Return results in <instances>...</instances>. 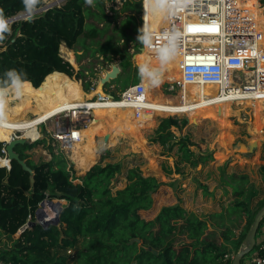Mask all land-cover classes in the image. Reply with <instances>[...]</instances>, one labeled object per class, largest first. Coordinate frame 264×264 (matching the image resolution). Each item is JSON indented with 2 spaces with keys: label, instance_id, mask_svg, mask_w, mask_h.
Wrapping results in <instances>:
<instances>
[{
  "label": "trees",
  "instance_id": "1",
  "mask_svg": "<svg viewBox=\"0 0 264 264\" xmlns=\"http://www.w3.org/2000/svg\"><path fill=\"white\" fill-rule=\"evenodd\" d=\"M116 1L94 0V6H89L85 0H64L31 20L13 22L11 35L0 43V86L10 69L24 73L25 83L21 95L7 96L5 106L17 101L10 108H23L25 95L50 89L48 80L53 75L80 79L84 91L89 93L97 86L100 71L96 64H109L116 59L120 61L121 73L104 86L113 99L118 100L122 91L143 80L133 64V57L141 54L143 47L134 36L142 35L137 24L142 23V2L120 0L122 6L116 9ZM108 3L114 4L109 7L111 15L107 12ZM261 3L264 5V0ZM43 6L41 0L39 9ZM0 8L12 19L23 12L24 5L22 0H0ZM62 46L75 53L78 71L62 56ZM86 60L87 66L82 64ZM78 87L85 95L79 83ZM204 114L219 122L222 129L228 128L223 112L209 109ZM151 120L142 117L137 129L127 131V138L136 140L134 148L142 149L149 163L156 160L145 150L141 128ZM164 121L180 129L188 124L185 119L173 117ZM4 136L0 134L2 158ZM53 143L44 132L37 142L15 147L33 176L16 161L11 162L10 169L0 167V264H232L257 212L264 207V165L257 168L261 178V183H257L246 171L230 167L232 161L228 159L217 168L215 178L222 190L219 210L200 216L176 203L161 207L154 218L145 219L142 213L155 209L154 195L160 187L156 177L145 176L140 166L114 161L111 150L79 175L75 165ZM205 144L203 139L196 141L191 133L174 135L166 153L174 155L175 164L172 167L166 160L161 162L163 172L167 176L181 175L190 168L207 165L213 155L208 144L203 149ZM224 144L228 149L229 145ZM37 147H42L51 159L36 162L31 152ZM154 172L161 175L160 169L150 168L152 175ZM121 176L125 186L117 189ZM196 180L205 195H215ZM157 199L163 202L164 196L158 193ZM46 200L65 202L59 223L26 228L35 221L40 204ZM263 233L264 217L256 235V241L262 240L252 251L254 255L264 256ZM252 253L240 264H245Z\"/></svg>",
  "mask_w": 264,
  "mask_h": 264
},
{
  "label": "built area",
  "instance_id": "2",
  "mask_svg": "<svg viewBox=\"0 0 264 264\" xmlns=\"http://www.w3.org/2000/svg\"><path fill=\"white\" fill-rule=\"evenodd\" d=\"M248 1L163 0L167 24L158 31H151L145 17L147 1L141 0V32L142 35L147 32L152 38L151 47L144 45L145 49L157 52L168 43L170 36L176 37L174 55L179 57L180 78L164 82L161 85L163 95L165 90L167 96L176 92L182 98L181 92L187 86H214L218 88L213 97L215 101H231L233 104L264 101V31L258 29L246 6ZM257 1L264 17V5L261 0ZM145 93L146 87L141 79L138 84L122 91L118 100L107 93L104 97L97 94L94 99L85 98L84 103H75L46 119L41 118L37 122L35 139L26 136L28 128H16L10 141L4 143V158L7 159V143L20 138L35 143L44 137L45 132L54 140L53 146L76 165L72 158L74 147L82 131L94 122L95 110L108 108L112 103L142 108ZM5 167L10 169L9 165ZM245 264H264V256L251 255Z\"/></svg>",
  "mask_w": 264,
  "mask_h": 264
},
{
  "label": "rangeland",
  "instance_id": "3",
  "mask_svg": "<svg viewBox=\"0 0 264 264\" xmlns=\"http://www.w3.org/2000/svg\"><path fill=\"white\" fill-rule=\"evenodd\" d=\"M59 6L61 5V2L59 0H43L44 6L41 7L36 13H40L41 11H45L47 7L50 5ZM59 2V3H58ZM118 3V6H113L114 4L108 3V13L111 15L112 13L109 12V7L113 6L114 8L118 9L120 6H122V2L120 0L116 1ZM19 20L25 19L24 12L17 15ZM11 23V22H10ZM140 30H142V23L139 25V21L137 22ZM139 34L135 33L134 36L137 38ZM144 46V44H143ZM63 51H61L62 56L67 59L65 51L66 48L62 46ZM75 58V53L72 52ZM142 53V52H141ZM65 54V55H64ZM68 60V59H67ZM76 61V58H75ZM93 63L95 60H91ZM119 59L114 60L113 62L107 64H96V70L100 71L97 75V86L95 89H92L89 93H86L83 88V82L80 79L77 78H71V80L77 82V89L78 83L80 84L83 92L85 95L80 93L79 96H74V98L71 100H68V102L72 101H79V100H85L88 98L94 99L96 97V90L97 87L101 81V79L105 76L107 72H111L114 67H119ZM72 64V63H71ZM83 65L87 66L89 64V61L86 60L82 63ZM133 64L139 68V65L137 63V60L133 59ZM73 65V64H72ZM73 67L75 68V71H78L80 68V65L76 62V65ZM56 79L55 76L48 80L50 82V88L53 86L52 79ZM144 78L142 82H144ZM161 80V79H160ZM166 82V81H165ZM114 85L112 86V89H114ZM106 90L109 92L110 88L109 86L106 87ZM153 90V88H151ZM164 90V89H163ZM178 92V91H177ZM37 96L40 95L41 91L33 92ZM11 92L8 94L10 97ZM164 94L168 95L167 91L164 90ZM27 95V97H26ZM25 95V106L27 104V101L31 99L32 106L29 108V115L26 116L28 120H34L35 115L37 114V108L41 103V100L38 97H34V95L26 94ZM170 95V94H169ZM174 97L178 96V94L172 93ZM42 95H40L41 97ZM246 104V103H245ZM244 103L240 104H233L231 109L224 108L223 113L226 116V124L228 128L220 127L219 122H213L212 120H209L207 116L204 114L206 110L200 111L195 116H192L189 118L187 115L179 116L178 114H165V115H159L157 118V124L154 126L149 125H142V132L141 136L143 137L144 147L147 153L155 156L156 163L160 169L161 175L159 177H156L159 180V190L154 195V202H155V209L150 212H143L142 216L145 219H152L154 216L159 212L161 207L163 206H169L176 203H182V205L197 213L198 215H207L211 211L219 210V199L220 195L222 194V190L218 188L217 182L215 181L217 170L214 168V171L211 172L209 177L207 178L206 174H199L201 167L199 166L196 170L188 169L184 174H176L172 173L169 176H167L162 168H161V162L168 161L170 166L174 167L175 164V158L173 154L166 153L167 145L170 141L174 139V135H185L187 133L193 134L196 141L205 140L207 143H209V153L213 154L214 151H216L218 148H221L223 146L220 141H223L226 139L228 141L231 140V143L228 144L229 147H232V150L229 151V154L227 155L226 159L223 163H225L228 159L232 161L230 164V167L237 166L239 170L246 171L252 180H255L257 183H261V178L257 172V168L261 165H264V126L263 129L260 132H257L254 130V108L253 107H247ZM10 107L16 106L17 101H12L9 103ZM24 106V107H25ZM213 109V108H212ZM209 110V109H207ZM206 115V116H205ZM168 117H173L175 119H185L187 120L188 124L186 127L180 129L172 127L169 122L164 121V119ZM112 121H114V124L110 127V133L112 134L116 127L123 122L124 117L119 116L115 119L112 118ZM138 124H140L138 122ZM1 135L7 136V133H4L0 130ZM105 137L100 136L96 137V151L98 152L100 158L105 153V151L111 150V154L114 157V161H122L126 163L129 167H132L133 165L140 166V169L144 173V175L148 176L150 175V168H149V160L146 159V156L142 149L134 148L135 139L134 138H126V137H118L114 138L117 140V143L115 145L113 144H105ZM217 143V145H215ZM225 145V144H224ZM204 148V145H202ZM41 147L35 148L36 152L32 153V158L36 162H38L40 159H44L46 161L51 159V156ZM67 157V155L65 154ZM68 158V157H67ZM100 158L97 160L99 162ZM213 160H210L208 162V166H204L205 169H211L210 165L213 164ZM96 162V163H97ZM95 165V164H94ZM92 166V165H91ZM90 168V167H89ZM75 169L78 172L79 175L84 173V170L82 171L77 165H75ZM86 172V171H85ZM123 176L119 178V182H116V188L121 189L125 186V182L123 181ZM196 178L199 179V182L202 185L208 186L209 193H214V196H207L203 193V190L200 189V185L197 182ZM158 193H161L164 196V201L161 202V200L157 199ZM62 202V206L64 205V201L62 200H54L53 202ZM35 220L40 221L35 217ZM244 220H242V223H240L241 228L244 225ZM264 234V233H263ZM244 246V245H243ZM242 246V247H243ZM251 255H254L252 253ZM250 255V256H251Z\"/></svg>",
  "mask_w": 264,
  "mask_h": 264
},
{
  "label": "bare ground",
  "instance_id": "4",
  "mask_svg": "<svg viewBox=\"0 0 264 264\" xmlns=\"http://www.w3.org/2000/svg\"><path fill=\"white\" fill-rule=\"evenodd\" d=\"M146 1L147 11L145 17L147 19V28L151 31H158L162 26L167 24L165 19V7L157 8L153 0ZM246 6L252 12L258 29L264 31V17L262 15V10L259 8L258 1L249 0L246 2ZM62 48L63 47H61V51L64 52ZM65 54L68 61L75 66L76 61L72 51L66 50ZM136 60L139 66L145 65L150 70L154 71L156 74L155 79L159 82L153 83L152 79L144 77L145 80L143 84L146 87V96L145 101L141 104L142 108H138V106L134 105L123 106L112 103L108 108L95 110L94 122L82 131L81 138L73 150L72 158L75 160L76 165L82 171L84 170V172L91 165L93 166L100 158L96 151V137L106 135L108 137V144L115 145L117 140L114 138L118 139L120 136L127 138V131L137 129L139 125L138 122L142 117L151 118L152 120L148 124L149 126H154L157 124L156 117L159 115L178 114L179 116H183L185 114L190 118L202 110L213 108L216 111L224 112V108H232L231 106L233 103L231 101L213 100V97L217 95L218 91V88L214 86H187L181 92L182 98H180L179 95L176 97L163 95L161 93V85L165 81H173L180 78L178 56L173 54L166 63H161L157 52L145 49L141 54L137 55ZM55 76L56 79H54L52 88L41 91V97L40 95L37 96L35 93H29L41 100L34 120H28L26 118L29 114V108L32 106L31 99L27 101L26 106L23 108L3 107L2 115H0V130L7 133V136L4 137L6 139L5 142L10 141L16 128H28L26 130V136L35 139L38 134L37 122L41 118L46 119L65 107H71L75 103L79 104L85 102V100L82 99L68 102V98L73 99V96L76 94L79 96L80 89L78 91L77 82L64 79L60 75ZM151 88H153V90H151ZM244 104L247 107L254 108V130L260 132L264 126V101H246ZM145 110L149 111L143 113L142 111ZM119 116H123L124 120L111 134L110 127L114 124V121L111 119H115ZM7 165L8 160L0 156V167ZM149 168L155 170L159 169L157 163L154 161H150ZM153 175L156 177L160 176L158 172H154ZM61 206V202L59 201L45 202L39 215L40 217H56Z\"/></svg>",
  "mask_w": 264,
  "mask_h": 264
},
{
  "label": "clouds",
  "instance_id": "5",
  "mask_svg": "<svg viewBox=\"0 0 264 264\" xmlns=\"http://www.w3.org/2000/svg\"><path fill=\"white\" fill-rule=\"evenodd\" d=\"M26 20H31L35 17L36 12L39 10L41 0H22ZM85 3L89 6H94V0H85ZM153 3L157 8H163V0H153ZM11 23L8 17L5 16L3 8H0V43H2L8 35H11ZM140 30L138 29V32ZM137 39L140 40L145 46L151 47V36L145 32L143 35H138ZM175 36L168 38V43L157 50V54L161 63H166L175 52ZM139 74L142 78L148 77L152 79L153 83L159 81L155 79L154 71L150 70L145 65L139 66ZM24 73L17 71L16 69H10L6 71V80L3 82V86H0V115H2V109L7 103L8 94L15 93L17 96L22 94L24 86Z\"/></svg>",
  "mask_w": 264,
  "mask_h": 264
},
{
  "label": "water",
  "instance_id": "6",
  "mask_svg": "<svg viewBox=\"0 0 264 264\" xmlns=\"http://www.w3.org/2000/svg\"><path fill=\"white\" fill-rule=\"evenodd\" d=\"M61 2H63L64 0H60ZM56 5V3L54 5H50L49 7H47L45 9L48 10L49 8H52ZM42 12V11H41ZM37 14V13H36ZM11 24L15 21H18L19 18L16 16L12 19H9ZM145 50V47L143 46L141 48V52H143ZM136 57L137 55H135L133 57L134 60H136ZM121 73V69L118 68V67H114L112 69L111 72H107L105 74V76L101 79L98 87H97V90H96V94H100L102 97L106 96V92L104 90V86L107 84V83H110L111 81L115 80L118 75ZM5 143V141L3 142ZM29 143V141L25 138H20V139H15V140H12L11 142L7 143L6 144V152H7V160H8V165L10 166L11 165V162L13 161H16L18 162V164L22 167V169L31 174L32 176L34 175L33 171L31 170L30 167H28V165L26 164L25 161L21 160L20 159V156L18 153L15 152V147L17 145H22V144H27ZM105 144H108V137H105ZM5 167V166H3ZM88 171V170H87ZM86 171V172H87ZM86 172L82 173V174H85ZM146 176V175H145ZM149 176H152V177H155L154 175L152 174H148L147 177ZM31 182L32 184L34 183V179L31 178ZM54 201V200H53ZM53 201H49V200H46V201H43L41 204H40V207L39 209L37 210L36 212V215L35 217L37 219H39L40 221H31L29 222L27 225H26V228H32L36 225H41V224H44L45 226H48L50 224H58L59 223V217H60V214L63 210V207L60 208V211L58 213V215L56 217H40L39 215V212L41 210V208L43 207L44 203L45 202H53ZM264 217V207H262L256 214L255 218H254V221L253 223L251 224V227L249 229V232L247 233L246 237H245V240H244V243H243V247H241V249L239 250V252L234 256L233 258V263L232 264H240L241 263V260L249 255L250 253H252V251L254 250L256 244H257V241H256V235H257V231H258V228L260 226V223L262 221ZM21 233V232H20ZM137 242H139L138 239H136ZM154 254H157L155 251H153Z\"/></svg>",
  "mask_w": 264,
  "mask_h": 264
},
{
  "label": "crops",
  "instance_id": "7",
  "mask_svg": "<svg viewBox=\"0 0 264 264\" xmlns=\"http://www.w3.org/2000/svg\"><path fill=\"white\" fill-rule=\"evenodd\" d=\"M65 48V47H64ZM66 50H68L67 48H66ZM60 74V73H59ZM68 100H71L70 98H68ZM220 143L223 145V146H221V148H218L216 151H214L213 152V154H216V155H214V157H213V161L212 162H214L213 164H211L210 165V168L211 169H207V170H204L205 169V167L204 166H202V165H200V167H201V170H200V172H199V174H206L207 175V178L209 177V175L211 174V172H213L214 171V168L217 170V168L218 167H220V166H222L224 163V160L226 159V157H227V155L229 154V151H231L232 150V147L230 148H228V149H226V147L224 146V143H226V144H230L231 143V140L230 141H228L227 139H226V141L225 140H223V141H220ZM208 144V147H209V143H207L206 142V144L204 145V148L203 149H205L206 148V145ZM215 145H217V143H215ZM203 147V146H202ZM42 148V147H41ZM40 148V149H41ZM35 150V149H34ZM36 152V150L35 151H33L32 153H35ZM211 154V153H210ZM34 159V158H33ZM97 162V161H96ZM206 166V165H205ZM208 166V165H207ZM91 167V166H90ZM89 169V168H88ZM87 169V170H88ZM86 170V171H87ZM218 173H216V175H217ZM261 240H262V238H260L257 242H261Z\"/></svg>",
  "mask_w": 264,
  "mask_h": 264
}]
</instances>
